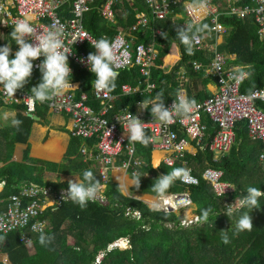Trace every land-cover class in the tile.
I'll return each instance as SVG.
<instances>
[{
  "label": "trees",
  "instance_id": "trees-1",
  "mask_svg": "<svg viewBox=\"0 0 264 264\" xmlns=\"http://www.w3.org/2000/svg\"><path fill=\"white\" fill-rule=\"evenodd\" d=\"M105 1L107 0H95L91 11L84 18L85 30L95 39L101 38L102 35L112 38L119 28H127L134 24L135 10L148 11L143 0L117 3L114 9L121 10L118 13V23L110 24L101 18L98 11V7ZM178 10L181 11V8ZM208 23L209 20L203 23L208 26L204 32L210 31ZM221 23L227 29V33L223 36L218 51L233 57L228 59L230 65L251 66V76L242 82L241 93L250 94L249 90L252 92L255 89L264 88V41L258 36V28L253 18L223 16ZM177 25L170 19L151 20L143 35L140 31L134 32L133 46L154 40L159 50L156 65L150 72V82L155 85V88L151 94L145 96L138 93L121 96V85L134 86L142 77L138 67L118 72L116 87L110 92L118 95L113 102L114 110L126 107L134 112L137 103L154 97L161 91L165 98V106L180 89H185L187 96L195 98L197 102H202L211 96L207 85L213 83V79L202 71L194 72L190 66L192 61H203L205 58L201 52L197 51H194L193 55L187 54L185 46L176 40ZM158 29L162 30V34L167 33V39L162 34L154 37V32ZM11 32L12 30L7 32L6 39L0 45L11 44L10 59L14 58V53L18 50V46L10 36ZM172 44L178 46L181 54L180 62L176 66L173 65L178 62L179 53L175 46H171ZM91 52L94 51L89 50L88 54ZM164 57L165 63L173 67L163 65ZM181 69L186 80L180 84L178 78ZM72 79L79 83V94L87 95L88 104L97 109L98 105L92 95L94 74L76 69ZM40 80V71H33L28 84L17 91L31 96V87L37 85ZM262 107L264 109V105ZM6 109L19 110L16 119L23 123L20 131L11 126L0 130V165L7 164L13 159L15 145L27 144L34 124L33 120L21 115L23 107L14 106ZM47 113V107L38 104L34 115L40 120H45L48 117ZM207 127V140H210L216 128L209 120ZM234 131L235 144L228 154L219 159L214 161L207 149L198 151L195 156L187 155L194 175L199 178L198 185L186 186L179 179L165 193H188L196 206L198 222L182 226V212L165 213L152 209L146 202L124 195L117 184L109 182L105 192L108 201L106 204L93 201L89 202L85 209H81L79 205L68 202L60 207L49 209L41 216V220L48 221L50 225L45 234L53 237L47 247L39 243L40 234L32 233L27 229L24 234L30 238L33 251L31 252L22 242V232L18 231L8 236H0L4 237L3 241L6 243L4 252L9 255L10 261L14 264H94L101 251H106L110 245L119 241L121 248H124L126 245H123L124 239H127L129 248H113L107 252L99 264H264V197L260 198L258 209L251 211L248 208H242L240 212L229 218L222 213L225 211L226 199L217 197L211 185L202 178L203 170L207 167L221 170L224 172V181L235 186L236 193L231 196V199L234 198L237 201L246 194L248 186L258 187L264 192V164L260 165L258 162L260 142L251 141L247 137L246 124L243 121L235 125ZM146 134L149 135L148 132ZM91 144L92 141L88 142L89 146ZM81 145L80 139L70 138L67 152L68 164L62 165L33 160L29 158V152L26 149L23 151L21 164L12 163L0 169V183L2 181L6 183L5 193L1 198L7 199L16 195L22 186L31 184L67 189L68 184L47 183L45 181L47 172L79 176L82 179L83 171L91 169L101 182L97 168L91 167L94 163L83 162V157L79 154ZM135 147L136 155L144 162L139 185L144 191H153L152 185L159 175L181 167L179 163L173 167L162 163L155 169L150 161L151 145L145 147L135 143ZM146 174L149 177H146ZM209 207L213 209V212L210 213L207 222H203L202 213ZM127 209H131V214H127ZM2 211L3 208L0 207V212ZM133 212H139L140 218L133 216ZM244 212H250L252 216L251 231H238L236 228L238 217ZM217 213L221 214L216 216ZM63 232L77 234L78 246L69 247L68 237ZM224 234L229 240L227 244L223 242Z\"/></svg>",
  "mask_w": 264,
  "mask_h": 264
},
{
  "label": "built area",
  "instance_id": "built-area-1",
  "mask_svg": "<svg viewBox=\"0 0 264 264\" xmlns=\"http://www.w3.org/2000/svg\"><path fill=\"white\" fill-rule=\"evenodd\" d=\"M132 1L107 0L98 7L99 14L104 21L117 24L118 13L121 10L114 9V6L116 3H131ZM94 2L95 0H0V45L6 39L7 32L13 31L15 22L26 16L32 17L31 22L36 27L37 34L47 31L49 26L57 23L65 28L64 43L70 52L68 61L72 75L76 69L88 72L89 68L86 64L88 51H95L92 45L98 39L85 30L84 18L91 11ZM143 3L148 11L135 10L133 25L119 28L110 39L107 35H102L113 44L116 70L120 72L138 67L142 77L134 86L121 85L120 95L128 96L138 93L145 96L151 94L155 88V85L150 82V72L156 65L159 50L154 40L133 46L134 32L140 31L143 35L151 20L170 19L180 27L193 22L203 24L209 20L210 31L201 34V39L195 45L194 50L201 52L205 59L192 61L190 66L194 72L202 71L212 78L216 90L209 98L197 102V107L189 118H176L171 124L164 125L151 115L150 106L149 110L143 111L134 109V112H131L126 107L114 110L113 102L118 95L98 92L92 84V95L98 105L97 109H94L88 104L87 95L79 94V84L72 81L78 89L69 90L62 96L43 103L30 99V95L24 92L17 91L14 97H8L0 92V106L2 107H23L26 116H34L36 106L40 104L45 105L51 114L63 115L69 119L70 138L80 139L82 142L79 154L85 162H93L97 166L103 189L98 193L95 201L102 204L108 202L105 192L114 171H125L135 178L137 174H141L144 165L142 159L136 155L135 143L128 139L125 117L130 113L144 123L145 131L153 137V142L150 143L152 151L163 152L161 164L173 167L179 163L181 167L189 170V174L181 179L186 186L199 184V178L194 175L187 155L195 156L198 151L207 149L215 161L228 154L236 142L235 125L241 121L246 124L247 137L251 141L260 142L258 162L260 165L264 164V109L262 107L264 88L252 91L251 93L255 95L251 98H249L250 94L241 93L242 83L237 84L230 78L233 70L238 66L228 63V59H233L232 56L218 51V46L227 33V29L221 23L223 16L240 19L253 18L258 28V36L264 41V0H208L203 8L198 7V0H143ZM180 8L181 11L178 10ZM161 34L162 30H155L154 37ZM81 58H84L85 63L81 62ZM43 59L44 57L41 56L33 61L35 71H39V64ZM179 62L180 60L176 65ZM184 80L183 69H181L178 82L181 84ZM2 87L3 85H0V89ZM178 92L185 93L186 91L180 89ZM177 93L166 104V107H172ZM203 116H206L216 128L210 140H207L208 128L202 122ZM90 141L92 144L89 146ZM203 171L202 178L211 185L216 196L226 199L225 205L235 203V199H231V196L236 193L235 186L224 181V172L211 167ZM146 177L149 175L146 174ZM5 189L6 183L2 181L0 183V207L3 211L0 212V236H8L20 231L23 236L22 242L25 245L30 241L23 232L29 229L35 234L45 233L49 228V223L41 220V216L49 209L72 202L64 199L66 189L53 186L24 185L18 194L2 199L1 196ZM192 205L190 195L184 192L161 195L153 208L165 213H179L189 209ZM131 212V209H127V214ZM133 216L140 218V213L133 212ZM198 220L197 216L183 217L181 225L189 226ZM124 241L129 247V241L127 239ZM119 242L110 245L106 251H101L94 264L101 263L107 252L113 248L121 247ZM5 245L4 241L0 242V264H14L3 250Z\"/></svg>",
  "mask_w": 264,
  "mask_h": 264
},
{
  "label": "clouds",
  "instance_id": "clouds-1",
  "mask_svg": "<svg viewBox=\"0 0 264 264\" xmlns=\"http://www.w3.org/2000/svg\"><path fill=\"white\" fill-rule=\"evenodd\" d=\"M207 2L208 0H198V7H205ZM31 21L32 17L26 16L17 20L13 26L10 36L12 41L18 46L14 58L10 59V56H12L10 43L0 46V85H3L0 92H3L8 97H14L17 90L23 89L30 81L34 71L33 61L43 56L44 59L39 64L41 80L37 85L31 87V96L29 97L34 101L43 103L62 96L69 90L78 88L72 84L70 79L72 76L68 61L70 52L64 43V26L53 23L47 31L37 34V29ZM207 27L206 24L196 22L185 24L184 27L176 26V40H179L185 46V51L188 55L194 54L195 45L199 43L201 34ZM162 35L167 39V33ZM31 41L36 42L33 43ZM92 46L95 51L87 55L86 64L89 71L95 76L92 81L93 88L98 92L110 93L115 89L119 75L116 70L113 44L107 38L101 37ZM81 62L85 63L84 58H81ZM250 67L248 65L236 67L230 78L237 84L242 83L250 78ZM249 92V98L255 95V93H251V90ZM164 99L163 92H157L154 97L143 99L139 102V108L142 111L149 110L150 106L151 115L162 124L169 125L176 118H189L197 107L195 98H190L183 92L177 93L171 108L165 106ZM9 118L10 126L20 131L23 121L16 119L14 114L5 112L4 119L9 120ZM117 119L119 120V118ZM125 120L127 124L126 131L129 133L128 139L131 142L140 143L145 147L153 142V137L146 134L144 123L139 118L130 113L125 117ZM188 174L189 170L185 167L173 168L172 171H168L167 174H161L154 180L152 190L163 195L177 180ZM140 177L139 174L135 176L138 187L140 185ZM102 189L103 185L93 171L85 169L82 179L74 178L68 181L64 199L71 200L79 205L81 209H85L89 202L95 201ZM261 197H264V192L260 188L248 186L246 194L238 201L235 200V203L225 205V211L222 213L231 218L240 212L242 208H248L251 211L258 209ZM212 212L213 209L211 207L203 211V222H207ZM250 212H244L238 217L236 224L238 231L252 230L253 222ZM220 214L217 213L216 216ZM222 238L224 243L227 244L229 242L226 234ZM38 239L41 246L47 247L52 242L53 237L41 233ZM3 240L4 237H0V242Z\"/></svg>",
  "mask_w": 264,
  "mask_h": 264
},
{
  "label": "crops",
  "instance_id": "crops-1",
  "mask_svg": "<svg viewBox=\"0 0 264 264\" xmlns=\"http://www.w3.org/2000/svg\"><path fill=\"white\" fill-rule=\"evenodd\" d=\"M171 46L176 47V49L179 53V57L181 58V54H180L178 46L176 44H172ZM169 50H170V48H169ZM169 50H168V53H169ZM168 53H167V55H168ZM165 57L163 59V65L164 66H168L169 68L175 66V65L169 66L168 64H166L164 62ZM73 76L74 75H72L70 77L71 81L78 83L76 81H73V79H72ZM185 80H186V78H185ZM207 89L212 94L216 90V86L214 83H209L207 85ZM185 94H186V92H185ZM6 108H8V107L0 106V130H2L4 128H10V118L11 117L9 118V120H5L4 119V113L5 112H9V113L14 114L15 118L19 114L18 113L19 110H17V109H6ZM135 110H140L139 105L136 106ZM20 113H21V115L26 116L24 114L23 110ZM47 115H48V117L45 120H40L39 118L36 117L38 120L34 121V124L32 125L31 133H30L29 139L27 141V144L26 145H15L13 155H12L13 159L7 164L0 165V169H3L4 167H6L7 165H10L12 163L21 164L22 160H23V158H22L23 151H25L26 149H28L29 158H31L33 160L45 162V163H50L53 165L68 164L67 152H68V147L70 144V136H69L70 121L66 116H63V115H54V114H51L50 112H48ZM202 122L207 125L208 119L206 118V116H203ZM163 155H164L163 152H161L159 150H153L151 152L150 161H151L152 167H154L155 169L158 168V166L162 162ZM80 156H82V155H80ZM83 162H85V161L83 160ZM91 167L97 168V166L95 164H92ZM74 178L81 179L79 176L59 175V174L53 173V172H47L45 174V181L47 183H53V184H68V181L70 179H74ZM111 182L117 184L124 195L135 197V198L142 200L144 202L155 204L158 202V198L161 196L160 194H158L154 191L142 190L140 187L137 186L136 179L133 178L132 176H130L125 171H114L111 174ZM187 211L192 212V216H190V217L187 216L188 218H194L197 216L195 213L196 206L194 204L189 209L184 210L182 212L187 213ZM49 227H50V225H49ZM63 234H65L67 236H71L74 233L63 232ZM74 235H77V234H74ZM76 237H74V238L72 237L71 240L74 241V244L76 242L75 245H78L77 243L79 241H78V238H76ZM22 238H23V236H22ZM75 238L77 240H75ZM29 241H30V243L26 245L27 247L29 245L30 246L32 245L30 238H29ZM68 244H69V241H68ZM69 247H70V244H69Z\"/></svg>",
  "mask_w": 264,
  "mask_h": 264
},
{
  "label": "rangeland",
  "instance_id": "rangeland-1",
  "mask_svg": "<svg viewBox=\"0 0 264 264\" xmlns=\"http://www.w3.org/2000/svg\"><path fill=\"white\" fill-rule=\"evenodd\" d=\"M117 4V3H116ZM180 58V57H179ZM180 60V59H179ZM178 60V61H179ZM165 62V61H164ZM190 217V216H192V212L191 211H187V213H183V217ZM68 237V241H69V244H70V247H72V248H75V246H78V245H75L76 244V242H75V244H74V241L73 240H71V238L73 237H76V235H71V236H67ZM70 238V239H69ZM75 240H77L76 238H75ZM78 244V243H77ZM123 245H125V243L123 244ZM29 248H30V250L31 251H33V248H31L32 246H28ZM126 245H125V247L124 248H121V249H126ZM127 248H129V247H127Z\"/></svg>",
  "mask_w": 264,
  "mask_h": 264
},
{
  "label": "water",
  "instance_id": "water-1",
  "mask_svg": "<svg viewBox=\"0 0 264 264\" xmlns=\"http://www.w3.org/2000/svg\"><path fill=\"white\" fill-rule=\"evenodd\" d=\"M28 118H30L31 120H33V121H37L38 119L36 118V116H33V115H28L27 116ZM148 204V203H147ZM152 209H154L153 208V206H151V205H149Z\"/></svg>",
  "mask_w": 264,
  "mask_h": 264
},
{
  "label": "bare ground",
  "instance_id": "bare-ground-1",
  "mask_svg": "<svg viewBox=\"0 0 264 264\" xmlns=\"http://www.w3.org/2000/svg\"><path fill=\"white\" fill-rule=\"evenodd\" d=\"M161 154H162V153H161ZM157 203H158V202H157ZM157 203H155V204H157ZM150 205H151V206H154V204H152V203H150Z\"/></svg>",
  "mask_w": 264,
  "mask_h": 264
}]
</instances>
